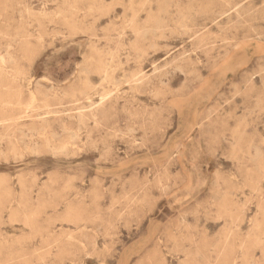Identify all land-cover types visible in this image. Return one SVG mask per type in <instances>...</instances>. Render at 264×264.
<instances>
[{"label":"rangeland","instance_id":"374dc122","mask_svg":"<svg viewBox=\"0 0 264 264\" xmlns=\"http://www.w3.org/2000/svg\"><path fill=\"white\" fill-rule=\"evenodd\" d=\"M0 264H264V0H0Z\"/></svg>","mask_w":264,"mask_h":264},{"label":"bare ground","instance_id":"6f19581e","mask_svg":"<svg viewBox=\"0 0 264 264\" xmlns=\"http://www.w3.org/2000/svg\"><path fill=\"white\" fill-rule=\"evenodd\" d=\"M240 4V3H239ZM245 6V5H244ZM256 13V12H255ZM225 16V15H224ZM240 16V15H239ZM251 30V29H250ZM256 33V32H255ZM202 38V37H201ZM234 87V86H233ZM90 89V88H89ZM92 90V89H91ZM90 91V90H89ZM120 92V91H119ZM84 94H86V93H84ZM88 95V94H87ZM88 97V96H87Z\"/></svg>","mask_w":264,"mask_h":264}]
</instances>
